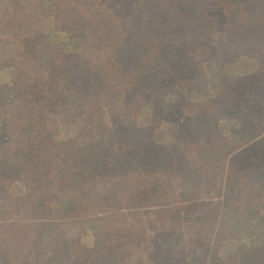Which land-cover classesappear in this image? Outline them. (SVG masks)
<instances>
[{
	"label": "trees",
	"instance_id": "trees-1",
	"mask_svg": "<svg viewBox=\"0 0 264 264\" xmlns=\"http://www.w3.org/2000/svg\"><path fill=\"white\" fill-rule=\"evenodd\" d=\"M2 68L0 264H264L263 0H0Z\"/></svg>",
	"mask_w": 264,
	"mask_h": 264
},
{
	"label": "rangeland",
	"instance_id": "rangeland-1",
	"mask_svg": "<svg viewBox=\"0 0 264 264\" xmlns=\"http://www.w3.org/2000/svg\"><path fill=\"white\" fill-rule=\"evenodd\" d=\"M264 2V0H263ZM51 28V27H50ZM66 37H63L62 35H58L57 33H53L51 32V40L52 41H56V42H60V43H65L63 41H66L65 39ZM56 39V40H55ZM68 47L73 49V48H77L78 46H80V40L79 39H74L73 41H70L67 43ZM247 65V61L245 60H240L237 61L235 63H231L227 66L226 71L230 74L233 75H240L242 74L244 67ZM217 70L213 69V66L211 67H207V73L209 75V77L211 78L212 75L216 74ZM216 72V73H215ZM9 81V73H8V69L6 68H2L0 69V83H5ZM211 89L214 88V92L217 94L218 93V89H220L219 86H210ZM149 95L148 94H144L143 99L141 100L142 103L145 104V102L149 101ZM221 101V100H220ZM221 103V102H220ZM11 192L15 195H19L21 193L24 192V188L20 183H16L13 185ZM71 202H65L62 203L60 206H63L62 209H59V216L64 217V215H66L68 213V208H70ZM95 229L94 227V223L93 222H87L82 226V229H79V234L81 235V237L86 241V243L92 244L94 242V233L93 230ZM193 260V259H192ZM205 259H200L199 260V264H204Z\"/></svg>",
	"mask_w": 264,
	"mask_h": 264
}]
</instances>
